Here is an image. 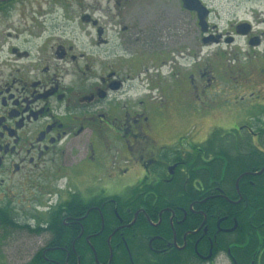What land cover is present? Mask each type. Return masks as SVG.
Returning <instances> with one entry per match:
<instances>
[{
    "label": "flooded vegetation",
    "instance_id": "1",
    "mask_svg": "<svg viewBox=\"0 0 264 264\" xmlns=\"http://www.w3.org/2000/svg\"><path fill=\"white\" fill-rule=\"evenodd\" d=\"M213 13L0 0V264H262L264 18Z\"/></svg>",
    "mask_w": 264,
    "mask_h": 264
},
{
    "label": "rangeland",
    "instance_id": "2",
    "mask_svg": "<svg viewBox=\"0 0 264 264\" xmlns=\"http://www.w3.org/2000/svg\"><path fill=\"white\" fill-rule=\"evenodd\" d=\"M85 2L88 4L93 0H85ZM208 2L214 7L213 21L223 29L240 18H253L254 20L264 18V0H208ZM133 47H138V45ZM214 264L231 263L227 258L220 257Z\"/></svg>",
    "mask_w": 264,
    "mask_h": 264
},
{
    "label": "trees",
    "instance_id": "3",
    "mask_svg": "<svg viewBox=\"0 0 264 264\" xmlns=\"http://www.w3.org/2000/svg\"><path fill=\"white\" fill-rule=\"evenodd\" d=\"M191 254L192 253H189V254L174 253L172 255H169L168 257L169 263L166 262L165 264H177L176 261H179L178 264H197L196 259ZM157 264H164V262H159ZM262 264H264V259H263Z\"/></svg>",
    "mask_w": 264,
    "mask_h": 264
},
{
    "label": "water",
    "instance_id": "4",
    "mask_svg": "<svg viewBox=\"0 0 264 264\" xmlns=\"http://www.w3.org/2000/svg\"><path fill=\"white\" fill-rule=\"evenodd\" d=\"M196 2H198V1H196ZM198 4H199V2H198ZM187 7H190L191 9H196L198 12H199V18H200V23L202 24L203 23V21H204V19H205V14H202L199 10H200V8H199V6L200 7H202L200 4H199V6L197 5V4H195V3H190V4H187L186 5Z\"/></svg>",
    "mask_w": 264,
    "mask_h": 264
}]
</instances>
